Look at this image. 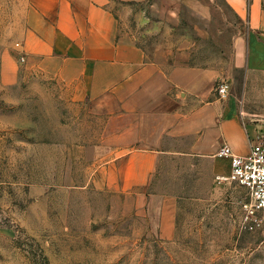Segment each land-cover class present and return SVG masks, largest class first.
<instances>
[{"label":"rangeland","instance_id":"obj_1","mask_svg":"<svg viewBox=\"0 0 264 264\" xmlns=\"http://www.w3.org/2000/svg\"><path fill=\"white\" fill-rule=\"evenodd\" d=\"M151 1L113 2L121 26L143 43L154 35ZM21 14L20 0H0V264H264V231L244 220L245 190L216 178L228 172L225 161L179 144L143 185L105 177L101 120L57 76L26 64ZM192 42L190 56L209 61L208 46ZM252 71L228 72L224 98L256 141L264 137V73ZM156 196L175 199L170 236L155 223Z\"/></svg>","mask_w":264,"mask_h":264},{"label":"crops","instance_id":"obj_2","mask_svg":"<svg viewBox=\"0 0 264 264\" xmlns=\"http://www.w3.org/2000/svg\"><path fill=\"white\" fill-rule=\"evenodd\" d=\"M261 1L152 0L153 40L143 43L121 26L114 0H20L18 44L27 65L57 76L101 120V170L127 188L145 184L158 157L179 144L227 164L215 155L221 144L248 151L255 128L214 86L237 69L264 73ZM192 38L208 46L209 61L190 56ZM151 202L159 234L170 236L175 199Z\"/></svg>","mask_w":264,"mask_h":264},{"label":"built area","instance_id":"obj_3","mask_svg":"<svg viewBox=\"0 0 264 264\" xmlns=\"http://www.w3.org/2000/svg\"><path fill=\"white\" fill-rule=\"evenodd\" d=\"M226 79H220L214 86L219 97L228 91ZM228 161V172L217 174L216 178L234 183L245 190L247 198L242 201L244 220L250 228L261 227L264 231V137L249 141L245 154L236 153L229 144H221L215 152Z\"/></svg>","mask_w":264,"mask_h":264}]
</instances>
